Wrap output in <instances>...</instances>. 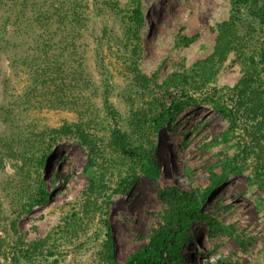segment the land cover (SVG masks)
<instances>
[{"label": "rangeland", "instance_id": "rangeland-1", "mask_svg": "<svg viewBox=\"0 0 264 264\" xmlns=\"http://www.w3.org/2000/svg\"><path fill=\"white\" fill-rule=\"evenodd\" d=\"M93 1L0 0V139L7 143L0 207L9 243L17 239L14 219L22 240L41 242L40 254L17 264H107L110 237L116 264H126L149 244L164 215L179 211L175 198L187 192L203 201L209 189L180 254L163 264H264V186L256 172L264 145L257 148L242 114L231 119L222 110L249 57L264 45V30L245 10L255 29L245 53L206 64L202 79L191 78L200 87L191 99L166 97L171 76L193 74L213 54L231 1L138 0L143 21L136 41L126 12L98 17ZM117 1L126 11L136 5ZM97 36L104 39L100 47ZM103 70L115 87L118 122L106 112ZM139 72L150 85L137 86ZM116 124L131 143L153 148L155 171L145 172L115 146ZM233 158L241 171L230 167ZM134 172L132 190L116 192L120 176ZM91 176L105 178L107 188L91 194ZM0 264L11 260L0 254Z\"/></svg>", "mask_w": 264, "mask_h": 264}, {"label": "trees", "instance_id": "trees-1", "mask_svg": "<svg viewBox=\"0 0 264 264\" xmlns=\"http://www.w3.org/2000/svg\"><path fill=\"white\" fill-rule=\"evenodd\" d=\"M232 4V13L230 20L223 23L221 27V35L218 39L215 51L213 54L205 59L203 62H199L194 67L193 74L181 73L171 76L166 85L163 87L165 90V96L176 92L181 96L186 97L187 100L191 99V93L195 94L199 92L200 87L191 86V78L194 75L201 77L204 76V70L209 65L208 63L222 64L228 57V55L235 50L245 53L251 42V34L254 33V25L247 18L244 19V11H248L252 20L262 27L264 30V1L263 0H230ZM135 7L123 9L117 0H94L93 9L98 17L104 18L105 16H120L126 12V24L128 23L127 31L129 38L133 40L139 39V31L142 29L143 13L138 0L135 2ZM245 28L243 34L242 29ZM104 34L110 38H115L112 31L104 30ZM116 39V38H115ZM97 44L103 45L104 39L102 37L96 38ZM79 47V45H77ZM137 47V46H136ZM138 49V48H137ZM257 55L249 57L250 63L245 67L243 76L231 89V97L229 106H223V114L232 119L233 114H242L252 129V135L257 148L261 149L264 145V77L262 75V69L264 66V45L261 48L256 49ZM137 52L136 48L133 50ZM253 54V53H252ZM132 61V65L136 66L137 61ZM100 66L105 64V59L98 60ZM207 64V65H206ZM262 65V66H261ZM102 74L106 77L105 85V108L108 116L116 122H118V113L111 101V95L115 89L111 77L106 72L102 71ZM139 79L136 81L139 88L147 87L151 84L152 80L146 78L139 72ZM111 81V82H109ZM74 80L75 92L80 90V84ZM192 87V88H191ZM170 88H173L172 91ZM173 92V93H172ZM175 92V93H174ZM169 108L175 105V101H171ZM183 103L179 107L181 109ZM146 111V110H145ZM147 113V111H146ZM144 115V111L138 112L137 117ZM153 122L157 119L154 117ZM144 126V123L141 122ZM143 130V129H141ZM112 137L115 146L121 150V152L127 158L134 160L139 166L147 173L152 169L155 171V166L158 165L156 157L153 155V148L146 149L142 144L131 143L128 136L122 131L120 126L116 124L112 127ZM7 151V143L3 139H0V154L2 151ZM236 159H231L230 167L234 171H241V166L235 164ZM257 177L259 178L262 186H264V160L257 167ZM134 173L131 175H121L118 181L115 183V189L118 193H128L132 190L136 177ZM97 176H91V194L96 192H102L107 188L108 183L105 178L97 179ZM213 189H209L205 195L203 201L193 199L187 192L175 198V202L172 203L178 212L169 211L164 215L165 222L159 228L153 231L150 236L149 244L144 247L140 252L132 256V258L126 264H163L165 260H169L174 256L180 254V250L184 243L190 236V225L194 218L200 212L202 205L210 196ZM47 194L41 192L39 194L42 200H45ZM90 197V196H89ZM90 199V198H89ZM184 203V204H183ZM190 206V210L186 207ZM4 217H2V211L0 207V254L11 260V264H17V261L21 260L31 261L33 257L41 253V242L34 241L33 243H26L22 240L18 230V220L11 221L12 230L17 237L14 243L7 241V225L4 223ZM228 232V230H225ZM11 245V249H9ZM104 255L107 259V264H116L114 257V247L111 237L105 243ZM215 264H228L224 260H220Z\"/></svg>", "mask_w": 264, "mask_h": 264}, {"label": "bare ground", "instance_id": "bare-ground-1", "mask_svg": "<svg viewBox=\"0 0 264 264\" xmlns=\"http://www.w3.org/2000/svg\"><path fill=\"white\" fill-rule=\"evenodd\" d=\"M146 29H147V31H149L150 30V26L147 24V26H146ZM26 210H27V208H26ZM89 213V212H88ZM84 214V213H83ZM21 215V214H20ZM73 226V225H72ZM76 227V226H75ZM74 228V227H73Z\"/></svg>", "mask_w": 264, "mask_h": 264}]
</instances>
